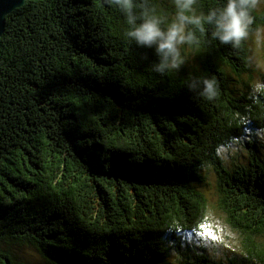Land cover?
Listing matches in <instances>:
<instances>
[{
  "label": "trees",
  "instance_id": "obj_1",
  "mask_svg": "<svg viewBox=\"0 0 264 264\" xmlns=\"http://www.w3.org/2000/svg\"><path fill=\"white\" fill-rule=\"evenodd\" d=\"M222 3L199 0L204 11ZM253 15V29L264 26V7ZM121 20L107 0L28 1L5 18L0 264H264L253 35L241 49L212 41L160 76L151 50L122 39ZM189 74L215 77L216 99L188 91ZM233 138L245 154L224 164L217 146ZM211 174L228 256L196 227L212 221L202 192Z\"/></svg>",
  "mask_w": 264,
  "mask_h": 264
},
{
  "label": "clouds",
  "instance_id": "obj_2",
  "mask_svg": "<svg viewBox=\"0 0 264 264\" xmlns=\"http://www.w3.org/2000/svg\"><path fill=\"white\" fill-rule=\"evenodd\" d=\"M121 14V37L129 45L151 50L155 59L149 60L151 71L160 76L178 73L189 63L194 54L215 41L241 49L255 35L257 44L264 34V26L253 29L254 15L264 7V0H223L220 7L201 10L199 0H168L171 8H165L159 0H107ZM141 59L147 60V55ZM264 71V63L249 61ZM188 91L215 100L219 95V83L215 77L191 75L185 80ZM250 98L255 102L264 96V80L257 79L250 86ZM255 136L264 142V128L256 129ZM227 147L217 146V159L227 164L242 150V142L235 138L226 141ZM203 219V218H202ZM199 223L196 225L199 228ZM224 256L231 255L228 250ZM216 264H221L217 260ZM231 264V261H223Z\"/></svg>",
  "mask_w": 264,
  "mask_h": 264
},
{
  "label": "rangeland",
  "instance_id": "obj_3",
  "mask_svg": "<svg viewBox=\"0 0 264 264\" xmlns=\"http://www.w3.org/2000/svg\"><path fill=\"white\" fill-rule=\"evenodd\" d=\"M250 48H251V57H252V61H258V62H261V63H264V34L261 35V38H260V43L257 44L256 42V37L255 35H253L252 37V42H251V45H250ZM255 67V66H254ZM256 68V67H255ZM257 69V68H256ZM258 72L260 73H263L264 74V71L260 70V69H257ZM259 79V75L257 73H254V82ZM255 136V134H254ZM256 137V136H255ZM257 139V137H256ZM259 142H261L259 139H257ZM264 143V142H263ZM258 150V149H257ZM264 149L263 148H260L259 149V153H258V156H262V153L261 151H263ZM237 154H245L244 150H241V152H238ZM207 184L208 186L202 190L203 192V195L205 196L206 200H207V209H206V215H210L211 217V223L209 225H211V231L215 234V236L217 237L216 240H213L215 241L217 244H221V245H224L222 242H221V239L223 240V242L226 243V246H224L222 250V252L224 250H228L230 253L231 252H234L233 250H235V247H232V241H227L224 239V234L226 232H230V228L229 226L225 223V220L224 218L222 217V215H219L215 207V202L217 201V189H216V179L215 177L213 176V174H211L210 176H208V179H207ZM209 241L212 242V240L210 239H206V242L209 243ZM215 242H212L213 244H215ZM209 246H210V243H209ZM26 251L30 252L31 250L26 248ZM32 254V253H31ZM34 255H37L35 254L34 252ZM220 255H223V253H220ZM33 256V255H32ZM31 259H36V258H31Z\"/></svg>",
  "mask_w": 264,
  "mask_h": 264
},
{
  "label": "water",
  "instance_id": "obj_4",
  "mask_svg": "<svg viewBox=\"0 0 264 264\" xmlns=\"http://www.w3.org/2000/svg\"><path fill=\"white\" fill-rule=\"evenodd\" d=\"M28 1L39 0H0V36L2 35L5 27V18L16 8H19Z\"/></svg>",
  "mask_w": 264,
  "mask_h": 264
},
{
  "label": "snow or ice",
  "instance_id": "obj_5",
  "mask_svg": "<svg viewBox=\"0 0 264 264\" xmlns=\"http://www.w3.org/2000/svg\"><path fill=\"white\" fill-rule=\"evenodd\" d=\"M193 235H196V229H192L191 230ZM199 231L200 234L210 240H216L217 237L215 236V234L211 231V225L208 224H200L199 225Z\"/></svg>",
  "mask_w": 264,
  "mask_h": 264
}]
</instances>
